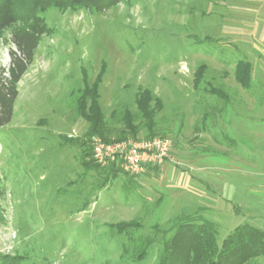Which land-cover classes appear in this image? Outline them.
Returning a JSON list of instances; mask_svg holds the SVG:
<instances>
[{
	"label": "rangeland",
	"instance_id": "rangeland-1",
	"mask_svg": "<svg viewBox=\"0 0 264 264\" xmlns=\"http://www.w3.org/2000/svg\"><path fill=\"white\" fill-rule=\"evenodd\" d=\"M263 1L50 7L34 23L20 19L1 30L6 70L14 33L35 26L44 34L17 84L11 121L0 128V255L22 264H158L185 215L216 223L219 243L251 225L248 177L264 173ZM246 64L244 88L236 70ZM143 91L161 104H150L155 135L140 127L127 141L170 140L163 166L171 172L160 175V166L131 175L118 167L116 179H105L93 157V142L103 140L87 136L91 111L112 139L127 113L134 126L142 122L136 99ZM214 162L240 169L227 173L223 192L216 170L203 168ZM234 178L241 179L235 201ZM222 198L231 199L224 209Z\"/></svg>",
	"mask_w": 264,
	"mask_h": 264
},
{
	"label": "trees",
	"instance_id": "trees-1",
	"mask_svg": "<svg viewBox=\"0 0 264 264\" xmlns=\"http://www.w3.org/2000/svg\"><path fill=\"white\" fill-rule=\"evenodd\" d=\"M118 1L0 0V31L12 26L20 19L31 20L34 23L39 20L37 12L50 7L61 10L88 8L100 12L115 5ZM22 10H25V15H20ZM42 34H44L43 29L38 30L35 26H29L11 36L14 50L9 52V66L7 70L0 69V128L11 121L14 103L18 96L17 84L31 65L39 43L38 39ZM249 77L250 66L246 64L244 69L238 66L236 79L242 87H248ZM217 96L221 99L226 98L222 94ZM152 102L160 109L161 104L157 98L148 91L140 93L136 99V106L142 122L134 126V117L127 113L122 120V128L115 132L112 139L104 130L100 114L93 109L87 136L90 138L99 137L105 143L111 140L127 141L129 138L134 139L141 127L148 132V136L154 137L155 111L151 108ZM155 168L149 167L146 171L150 172ZM97 169L105 179L111 180L116 179L121 171L116 164H109ZM130 178L128 176V179ZM0 192H2L1 189ZM259 257L264 258V231L248 224L240 225L219 243L217 224L206 220L198 212L185 215L176 221L172 235L163 243L158 264H245ZM0 264H22V261L16 256L0 255Z\"/></svg>",
	"mask_w": 264,
	"mask_h": 264
},
{
	"label": "built area",
	"instance_id": "built-area-1",
	"mask_svg": "<svg viewBox=\"0 0 264 264\" xmlns=\"http://www.w3.org/2000/svg\"><path fill=\"white\" fill-rule=\"evenodd\" d=\"M93 143V157L100 167L116 164L131 175L142 174L149 167L163 166L171 160L173 152L171 141L160 138L109 144L96 140Z\"/></svg>",
	"mask_w": 264,
	"mask_h": 264
},
{
	"label": "crops",
	"instance_id": "crops-1",
	"mask_svg": "<svg viewBox=\"0 0 264 264\" xmlns=\"http://www.w3.org/2000/svg\"><path fill=\"white\" fill-rule=\"evenodd\" d=\"M261 6H264V1H263ZM247 133H250V131H247ZM252 133L254 134V132H252ZM259 133L263 134L261 131L260 132L257 131L255 134H259ZM255 137H260V136L255 135ZM234 141H235V145H236L235 138H234ZM253 148L257 149L258 147L256 146ZM263 154H264V152H263ZM211 164H209V166H203V168H205L208 173H211L212 169L216 170L218 176L220 177L218 184L221 185V186H219V189H221V190H219V191L223 192V190L226 189V185L228 184L227 180H226L227 173H230L231 170L237 169L239 171L240 169H239V167H235V166H232L230 164L227 165L226 162H219V164L214 162L213 165H211ZM155 170H156V168H155ZM151 171H153V169H151ZM158 171H159V173H161L160 175H162V176H163L164 172H167V173L171 172L167 169L166 166H162V168L159 169ZM262 175L263 176L258 174V172L257 173L255 172V173H251V175L248 177V181H249L248 184L250 186L248 188V192L250 193V196H251V201L249 204L250 213L248 214V217L250 218L251 226L256 227V228L264 231V206L261 205V203H264V201L262 200L261 197H259V195H264V186H263L264 185V173H262ZM259 176H261V177H259ZM232 181H233L232 184L234 186L232 187V190H229V195H232V198L235 201L236 200L235 195H237L236 191H238V189H239V185L241 184V179H238L237 181H235V178H234ZM236 185L238 186L237 190H236ZM219 202L223 203L222 207L224 209V206L228 202H231V199H229V198L223 199L222 198V199H220ZM228 204H230V203H228ZM213 205H215V203H213Z\"/></svg>",
	"mask_w": 264,
	"mask_h": 264
}]
</instances>
